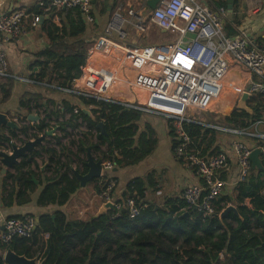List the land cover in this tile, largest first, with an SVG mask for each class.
Listing matches in <instances>:
<instances>
[{
	"label": "trees",
	"instance_id": "trees-1",
	"mask_svg": "<svg viewBox=\"0 0 264 264\" xmlns=\"http://www.w3.org/2000/svg\"><path fill=\"white\" fill-rule=\"evenodd\" d=\"M117 1L104 0L101 13H108L109 10L111 13ZM226 5V2L221 1L217 3L216 9H225ZM37 14L43 19L41 27L47 35L49 47L36 55L38 61L35 65L39 71L31 79L53 94L63 93L60 89L74 90L88 60L93 57L94 42L86 39L87 23L83 14L78 10H61L57 13L59 24L43 9ZM226 27L228 36L238 34L229 32ZM142 43L141 46L148 45ZM13 87V80L0 84V106L10 100ZM66 94L71 101L60 103L39 95H24L20 102L21 108L26 110L24 119L33 110L37 111L40 118L35 125V132L29 135L26 126H21L17 131L10 129V136L0 131V144L8 145L13 140H19L22 144L35 140L50 130L61 134L52 137L54 142L49 141V146L39 147L41 151L23 156L13 167L14 172L6 174L8 180H20V189L10 194V198L19 204L29 203L28 194L35 191L33 178L40 174L32 166L37 165V158L43 157L41 153L46 155L49 163L44 172L47 175L43 181L46 185L37 201L38 206L44 208L67 205L80 189L72 168L75 165L76 171L87 174L85 163L88 147L91 146L95 160L109 162L117 170L139 165L156 148L157 139H154L152 128L147 127V124L141 127L146 113L119 103L86 98L80 94ZM248 107L253 111L252 114L236 107L230 116L209 114L206 124L232 130L250 129L264 119V97L252 96ZM223 114H229V111ZM99 123L105 125L107 136L97 128ZM184 127L193 141L191 148L200 157L220 151L223 140L242 139L201 125L185 124ZM171 129L172 150L177 158L178 144L174 129ZM73 130H78V144L70 140L69 145L77 147L78 153L85 155L86 160H73V153L63 144V139L72 137L70 131ZM20 134L26 140L20 138ZM48 173L51 174L48 176ZM223 179H226L225 176ZM107 182L106 176L91 183L101 194ZM154 186L151 178L132 180L123 198L117 201L121 208L106 212L97 219L69 221L61 212H57L55 218L41 216L32 240L15 238L8 246L0 244V264H5L4 254L8 250L28 259L45 260L46 264H264V169L251 171L247 181L237 187L235 205L239 216L230 213L223 219H220V214L228 207V203H232L228 196L215 202L214 217H205L198 209H188L183 197L168 200L160 207L149 204L147 192ZM129 199H134L140 209L139 216L135 218L130 216L126 205ZM46 235L48 239H45Z\"/></svg>",
	"mask_w": 264,
	"mask_h": 264
},
{
	"label": "built area",
	"instance_id": "built-area-1",
	"mask_svg": "<svg viewBox=\"0 0 264 264\" xmlns=\"http://www.w3.org/2000/svg\"><path fill=\"white\" fill-rule=\"evenodd\" d=\"M140 1L131 4L130 0H120V5H115L116 10L114 8L104 34L95 40L94 54L114 56L117 66L114 74H102L100 82L110 86L124 82L133 87L129 83L127 71L134 72L136 89L145 91L146 101L120 103L101 95L99 90L60 91L119 103L126 108L162 117L174 129L178 144L177 158L183 161L184 166L199 181V184L190 185L183 192L188 209L196 207L205 217H214L215 202L223 196L227 187L221 174L229 169L232 158L236 160L239 169L234 184L236 187L245 183L252 171L250 158L253 150H260L264 162V133L258 131L264 121L256 122L250 129L232 130L206 124V121L198 119L197 114L213 111L217 99L224 93L225 80L234 67L257 78L246 86L244 92L264 97V45L260 49L253 48L245 31H240L236 36H228L224 23L227 11L224 8L212 10L200 0H160L156 9L147 14L148 0ZM103 2L104 0H45L40 8L53 16L57 24L59 11L78 10L83 14L84 21L93 25L96 23L95 6ZM255 9L259 7L256 6ZM144 15L147 17L144 18ZM41 18L23 9L0 15V84L8 80H22L9 71L5 45L24 34L28 24L32 28H38ZM127 26L132 27L138 36L147 34L150 26H154L172 34L175 41L164 45L128 44L125 42L129 35ZM187 37L191 39L187 41ZM112 38H117L122 43H117ZM185 124L205 126L243 139L250 138L257 141V145L250 146L244 141L236 140L232 144L233 156L221 149L211 156L200 157L191 148L193 141L184 129ZM102 166V173H112L115 168L109 162ZM107 183L99 197L104 202L114 203L115 209L119 210L121 206L113 201L115 180L109 178ZM126 205L131 217L139 216L140 209L134 199L127 200ZM0 225V244L8 246L15 238L32 240L37 220L32 216L17 219L0 215ZM46 238L48 239V235Z\"/></svg>",
	"mask_w": 264,
	"mask_h": 264
},
{
	"label": "crops",
	"instance_id": "crops-1",
	"mask_svg": "<svg viewBox=\"0 0 264 264\" xmlns=\"http://www.w3.org/2000/svg\"><path fill=\"white\" fill-rule=\"evenodd\" d=\"M45 0H0V15H6L14 10H26L31 14H37L40 11V4ZM120 1V0H118ZM126 1V0H123ZM131 2H141L140 0H130ZM206 4L210 9L216 10L217 3L226 2V11L227 15L224 20L226 28L229 32L239 33L240 31H245L251 41L252 47L255 49H260L264 45V0H233L232 9H229L228 0H200ZM101 4H96L95 6V17L96 23L93 25L87 24V33L86 39L90 42L95 40L104 34L105 29L108 26L110 20V10L108 13H101L100 9ZM256 6L259 9H255ZM147 14L150 13V9L147 10ZM42 19V18H41ZM43 19L38 28H32L28 24L25 30V33L22 34L19 38L12 40L10 43L5 45V53L9 63V71L15 77H18L22 80H13L14 87L12 90V96L10 100L0 106V113L6 114L9 117V120L14 122L17 125L16 131L21 126H26L29 128V135L35 132L36 124L40 121L33 122L28 119L29 115H37V111L33 110L31 114H26V110L21 108L20 102L21 98L24 95H39L43 99L55 101L60 103L64 100H70L69 96L66 93H50L44 86L37 85L32 81L33 74L39 71L35 63L38 61L36 55L49 47V42L47 35L42 26ZM158 30L154 26H150V29ZM149 29V31H150ZM134 30V29H133ZM148 31V33H149ZM162 36L160 43H153L154 45H164L167 43H173L175 37L167 32L158 30ZM128 38L125 41L128 44L139 45L140 38L134 30L132 34L128 32ZM191 37H187L186 40L189 41ZM94 54V47L93 53ZM109 70H112L110 72ZM117 70L115 64V57L110 55H101L95 53L92 58L87 62V66L83 71V75L78 83L74 86V90L80 92H97L96 87H99V82L101 80L100 76L102 74H114ZM108 71V72H106ZM129 75V83L133 87L128 86L124 82L117 83L118 91L127 90V101H140L144 103L146 101V93L143 90L136 89V82L134 72L127 71ZM96 80V82H93ZM257 80L256 77L252 76L250 73L234 67L231 74L226 78L224 86L228 81H231L237 88L238 91L235 94L234 103L241 94L244 92L246 86L251 82ZM96 84V87H94ZM62 92V91H61ZM99 92V91H98ZM114 96L112 97L115 100V95L117 91L112 92ZM71 101V100H70ZM120 101V100H118ZM42 102V100H39ZM233 109V108H232ZM234 110V109H233ZM231 110V113L232 111ZM223 113L222 109L219 110ZM41 117L44 116L42 111H40ZM68 116H66V120ZM17 120V123L15 122ZM264 121V119L262 120ZM19 122V124H18ZM144 124H147V127L152 128L154 131V139H157V145L154 152L145 159L142 163L135 167H127L123 169L114 168L111 173H102L103 176L101 179L106 176L113 178L115 180V189L113 192V201L117 203L123 198V195L126 191V187L129 182L134 179L140 178L152 179L154 182V189L149 188L147 192V200L151 205L157 207L164 206L168 200L179 199L183 197V192L186 187L199 184L198 179L194 173L187 169L183 163H181L174 155L172 150L173 144V135L172 129L168 123L159 116L146 114L143 119V124L141 127H145ZM13 129L9 126L3 125L0 128V131L3 132L6 136H10L9 130ZM82 131H85L84 128H81ZM143 131V129H142ZM258 131L264 133V124L259 126ZM61 136L59 131H56L52 137ZM20 138L24 139L23 135H19ZM52 137L47 138L44 143L38 146L35 151H41L39 147L49 146V141L54 142ZM237 139H229L224 141L222 144V149L228 151L231 156L232 153V144ZM238 141H244L250 146L257 145L255 140L240 139ZM66 139H63V144L70 149L73 153L71 158L75 161L86 160L83 154L78 153V148L74 149L69 144H65ZM78 144V142H77ZM7 146V144H0V152L2 147ZM19 146V145H18ZM54 147V146H53ZM56 147V146H55ZM58 149V147H56ZM8 154H11L12 149ZM42 158H37V165H33L32 169L38 172L37 178L34 177L35 188L34 193L29 192L30 202L26 204H19L14 198H10V194L14 190L20 189V180L17 181L8 180L6 174L8 172H14L12 169H7L4 172V166L0 162L2 170L0 171V215H3L5 218H19L32 216L35 217L37 222L41 216L49 215L55 218L57 212H61L66 215L69 221H87L92 219L99 211L101 206L104 204V201L100 199L97 192V188L94 184L89 183L85 188H80L77 193L73 196L71 201L65 206L59 205H50L48 207H39L37 204L40 193L45 187L44 177L47 176L44 172L47 170L49 163L47 162V157L44 153ZM87 157V156H86ZM20 161V160H19ZM79 167L82 168V165L79 164ZM75 165H73L72 172L75 170ZM44 175H41L43 174ZM51 173H48V176ZM239 169L234 157L227 171H224L221 174L227 182V187L223 196L221 197H230L232 203H228L227 206L233 205L236 207V201L238 197L237 187L234 185L236 179L238 178ZM2 227L0 225V232ZM47 239V238H46Z\"/></svg>",
	"mask_w": 264,
	"mask_h": 264
},
{
	"label": "water",
	"instance_id": "water-1",
	"mask_svg": "<svg viewBox=\"0 0 264 264\" xmlns=\"http://www.w3.org/2000/svg\"><path fill=\"white\" fill-rule=\"evenodd\" d=\"M160 0H148L147 6L150 10L156 9L157 5L159 4ZM229 3V9H232V3L233 0H228ZM164 32V31H163ZM252 95L248 94L247 92H243L241 94V97L238 99L236 108L240 111H245L250 114L253 113V111L248 107V101L251 99ZM28 119L33 122H37L40 120L38 116L29 115ZM6 125L13 129L17 128V125L9 120V117L6 114L0 113V128L1 126ZM97 128L101 131L103 135L107 136L105 125L103 123H99ZM56 130H50L47 131L45 134L41 135L35 140L26 141L23 143V145H16L11 144L12 152L11 154L0 152V162L4 166V172L7 169H12L15 165L19 163V160L25 156L26 154H33L35 152V149L42 145L44 141L52 137L55 134ZM87 162L85 163V166L88 169L87 174L83 175L80 174L78 171L73 170V174L76 176L77 180L79 181V187L85 188L87 184L91 183L94 180H99L102 178L103 174V166L101 160H95L91 153V146L87 148ZM251 163H252V171L258 169H264L263 167V161L261 158V152L259 149L253 150L251 154ZM33 181L35 179L33 178ZM197 209L196 207L194 208ZM115 205L112 202H104V204L99 209L98 213L92 218L97 219L98 217L102 216L106 212L114 211ZM230 213H234L236 216H239L238 209L230 205L226 209L223 210V212L220 214V219H223L225 216H227ZM54 218V217H53ZM4 262L5 264H46V261H39L38 259H28L25 256H19L15 254L13 251L8 250L4 254Z\"/></svg>",
	"mask_w": 264,
	"mask_h": 264
},
{
	"label": "rangeland",
	"instance_id": "rangeland-1",
	"mask_svg": "<svg viewBox=\"0 0 264 264\" xmlns=\"http://www.w3.org/2000/svg\"><path fill=\"white\" fill-rule=\"evenodd\" d=\"M120 1H117V4L119 3ZM124 2V1H123ZM131 4H135V2H132ZM120 4H118V6H119ZM117 6V5H116ZM102 7H103V3L100 5V9H102ZM114 10V9H113ZM115 10H116V7H115ZM114 10V11H115ZM113 12V11H112ZM110 13V17H111V15L114 13ZM144 18H146L147 16L146 15H144L143 16ZM146 20V19H145ZM132 27H130V26H127L126 27V30L128 31V32H130V34H132L133 32H134V30L133 29H131ZM161 39H162V36H161V34L159 33V31L158 30H153L152 28L150 29V31H149V33H147V34H145V35H143L142 36V38H140V41H139V45L141 46L143 43L142 42H144V43H148V44H153V43H160V41H161ZM112 40H114L115 42H117V43H122L121 41H119L117 38H112ZM146 46V45H145ZM112 75V74H111ZM93 82H96V80H93ZM229 82V81H228ZM99 87L97 88L96 87V84H95V86L94 87H96V90H99L100 92H102V94L101 95H104L105 97H107V98H110L111 100H115V99H113L112 97L114 96V94L112 93L113 91H117V93H116V95H115V98H117L118 100H120V101H118V100H116V101H118V102H120V103H125V102H129V101H127V97H126V95H129V94H127V90H122L121 92L120 91H118L119 89H118V87H117V85L116 84H113L112 86H110L108 83H106V84H103L102 82H99ZM103 85H105L106 86V89H104V86ZM237 91H238V88L234 85L233 86V89H232V93L233 94H236L237 93ZM241 97V96H240ZM239 99V98H238ZM238 99L236 100V102L234 103V101H233V109L236 107V104H237V101H238ZM215 107V106H214ZM232 109V110H233ZM226 111H229V114H223L222 112H220V111H218V110H216L215 108H213V111H210V112H208V113H199V114H197V117H198V119H200V120H204V121H207L208 120V117H209V114H214V115H223V116H230V114H231V112H230V110H226ZM226 111H224V112H226ZM18 124H19V122H18ZM78 131V130H77ZM77 131H70L71 132V134H72V137L69 139H66V142H65V144H70V140H74L75 142H77L78 140H79V133L77 132ZM220 131V130H219ZM23 140H26V138H24ZM11 144H16V145H23L19 140H13L12 141V143ZM11 144L10 145H8V147L7 146H3L2 147V151H5V152H8L10 149L9 148H11ZM73 148L74 149H76V147H74L73 146ZM84 157H85V155H83Z\"/></svg>",
	"mask_w": 264,
	"mask_h": 264
},
{
	"label": "bare ground",
	"instance_id": "bare-ground-1",
	"mask_svg": "<svg viewBox=\"0 0 264 264\" xmlns=\"http://www.w3.org/2000/svg\"><path fill=\"white\" fill-rule=\"evenodd\" d=\"M233 86L234 84L231 83V81L226 83L223 95L216 101V105L214 107L216 110L219 111L222 109L223 112L230 110L231 112L235 98V94L232 93Z\"/></svg>",
	"mask_w": 264,
	"mask_h": 264
}]
</instances>
